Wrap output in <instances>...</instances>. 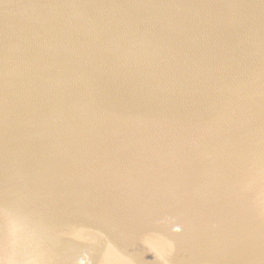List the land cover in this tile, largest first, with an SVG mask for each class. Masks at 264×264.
<instances>
[{"label":"water","instance_id":"95a60500","mask_svg":"<svg viewBox=\"0 0 264 264\" xmlns=\"http://www.w3.org/2000/svg\"><path fill=\"white\" fill-rule=\"evenodd\" d=\"M0 264H264V0H0Z\"/></svg>","mask_w":264,"mask_h":264}]
</instances>
